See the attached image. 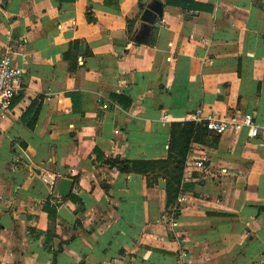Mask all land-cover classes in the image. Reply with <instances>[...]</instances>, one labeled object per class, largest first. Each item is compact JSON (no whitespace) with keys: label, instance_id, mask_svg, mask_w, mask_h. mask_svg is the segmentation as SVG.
<instances>
[{"label":"crops","instance_id":"crops-1","mask_svg":"<svg viewBox=\"0 0 264 264\" xmlns=\"http://www.w3.org/2000/svg\"><path fill=\"white\" fill-rule=\"evenodd\" d=\"M151 1L0 0V56L22 70L0 119V264H264V139L189 118L264 126V0H159L133 43ZM188 124L173 200L156 163Z\"/></svg>","mask_w":264,"mask_h":264},{"label":"built area","instance_id":"built-area-1","mask_svg":"<svg viewBox=\"0 0 264 264\" xmlns=\"http://www.w3.org/2000/svg\"><path fill=\"white\" fill-rule=\"evenodd\" d=\"M15 51L14 46H9L0 56V119L22 91V70L13 65ZM189 118L213 136L245 131L248 139H264V126L258 124L248 114H232L221 118L196 110L190 114ZM165 119L166 116H163V120ZM196 166L203 167L201 162H198Z\"/></svg>","mask_w":264,"mask_h":264},{"label":"trees","instance_id":"trees-1","mask_svg":"<svg viewBox=\"0 0 264 264\" xmlns=\"http://www.w3.org/2000/svg\"><path fill=\"white\" fill-rule=\"evenodd\" d=\"M192 125L188 124L185 126H182L181 128L177 127L174 128L172 132V144H171V154L169 155V159L167 162L163 163H156V165L164 166L166 169H164L163 175L167 177L168 183L172 184V187L167 188V194L169 196L173 197V200L178 196L179 194V182L181 179V167L179 159H183L184 153L188 146V137L189 133L193 130ZM205 131V130H204ZM173 153V154H172ZM177 156V157H176ZM173 162V163H172ZM117 164V161H114L113 164ZM121 171L123 172H129L131 169H127L128 163L127 162H121ZM119 164V165H120ZM155 165V164H154ZM153 164L148 163H139V164H133L135 171L139 173H148L150 169H152L154 166ZM171 166V167H170ZM139 167V168H138ZM170 167V168H169ZM133 168V169H134ZM169 168V169H168Z\"/></svg>","mask_w":264,"mask_h":264},{"label":"water","instance_id":"water-1","mask_svg":"<svg viewBox=\"0 0 264 264\" xmlns=\"http://www.w3.org/2000/svg\"><path fill=\"white\" fill-rule=\"evenodd\" d=\"M140 8L138 22L130 39L133 43L148 44L153 25L162 17L163 7L159 0H152L149 4ZM71 183L70 179L58 178L54 184L53 194L59 198L67 197Z\"/></svg>","mask_w":264,"mask_h":264},{"label":"rangeland","instance_id":"rangeland-1","mask_svg":"<svg viewBox=\"0 0 264 264\" xmlns=\"http://www.w3.org/2000/svg\"><path fill=\"white\" fill-rule=\"evenodd\" d=\"M173 163V162H172Z\"/></svg>","mask_w":264,"mask_h":264}]
</instances>
